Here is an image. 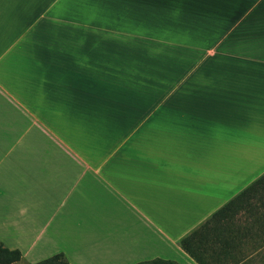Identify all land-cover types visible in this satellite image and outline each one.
Returning a JSON list of instances; mask_svg holds the SVG:
<instances>
[{
  "label": "crops",
  "instance_id": "obj_1",
  "mask_svg": "<svg viewBox=\"0 0 264 264\" xmlns=\"http://www.w3.org/2000/svg\"><path fill=\"white\" fill-rule=\"evenodd\" d=\"M263 175L264 0H0V242L26 264H199L193 232L244 264L264 193L202 227Z\"/></svg>",
  "mask_w": 264,
  "mask_h": 264
},
{
  "label": "trees",
  "instance_id": "obj_2",
  "mask_svg": "<svg viewBox=\"0 0 264 264\" xmlns=\"http://www.w3.org/2000/svg\"><path fill=\"white\" fill-rule=\"evenodd\" d=\"M263 194L264 193V175L258 179L255 183H253L250 187L245 189L238 197L230 201L228 204H226L223 208H221L219 211H217L212 218L203 225V229H207V227L212 223L220 222L222 219H226L230 213L232 212L233 207H238L242 203L247 202L256 194ZM261 207L264 208V197H260ZM260 219V218H259ZM223 228L219 230V232L213 236L215 241H219V244L224 247L225 255L226 250L231 247V244L229 242V237L232 236L230 233H227L223 231ZM198 232H193L191 235L185 237L181 240L180 246L182 250L187 253L190 257H192L197 263L199 264H205L204 258L202 255H204V251L200 253L199 246H197L195 243V250H194V244L193 240H195L196 235ZM22 260V254L19 250H10L6 248L1 242H0V264H18ZM35 264H69L67 259L63 254H56L54 256H51L49 258H46L44 260H41ZM146 264V263H141ZM151 264H175L171 262L166 261H160L156 260L154 262H151Z\"/></svg>",
  "mask_w": 264,
  "mask_h": 264
},
{
  "label": "rangeland",
  "instance_id": "obj_3",
  "mask_svg": "<svg viewBox=\"0 0 264 264\" xmlns=\"http://www.w3.org/2000/svg\"><path fill=\"white\" fill-rule=\"evenodd\" d=\"M18 264H26L22 259ZM244 264H264V247L248 258Z\"/></svg>",
  "mask_w": 264,
  "mask_h": 264
}]
</instances>
